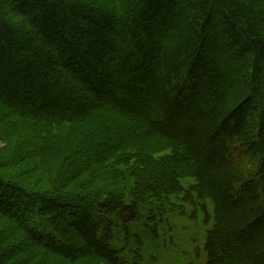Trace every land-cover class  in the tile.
I'll return each instance as SVG.
<instances>
[{"label":"trees","instance_id":"trees-1","mask_svg":"<svg viewBox=\"0 0 264 264\" xmlns=\"http://www.w3.org/2000/svg\"><path fill=\"white\" fill-rule=\"evenodd\" d=\"M0 143V264H146L179 194L264 264V0H0Z\"/></svg>","mask_w":264,"mask_h":264},{"label":"rangeland","instance_id":"rangeland-1","mask_svg":"<svg viewBox=\"0 0 264 264\" xmlns=\"http://www.w3.org/2000/svg\"><path fill=\"white\" fill-rule=\"evenodd\" d=\"M97 125V122H94L92 126L87 124V129L82 132V135L87 139L93 136L99 137L100 142L104 144L107 138L100 128L97 129ZM25 166L29 167L30 164ZM25 166L21 164L9 169L0 167V172L13 174ZM92 168L95 172L98 163ZM38 176L40 173L32 176V184L39 179ZM190 181V179L185 180L184 186ZM99 183L103 184L102 181ZM43 185H46L44 181L38 187ZM165 209L163 215L157 214L153 220L144 219L143 216L136 224L144 242V262L146 264H204L203 243L207 229L213 222L211 201L206 199L200 202L195 200L194 196L173 195L168 198ZM2 225L1 223L0 227Z\"/></svg>","mask_w":264,"mask_h":264}]
</instances>
